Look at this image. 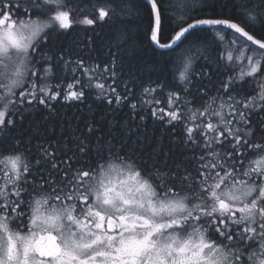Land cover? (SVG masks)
Listing matches in <instances>:
<instances>
[{"label":"snow or ice","instance_id":"1","mask_svg":"<svg viewBox=\"0 0 264 264\" xmlns=\"http://www.w3.org/2000/svg\"><path fill=\"white\" fill-rule=\"evenodd\" d=\"M0 264H264V0H0Z\"/></svg>","mask_w":264,"mask_h":264},{"label":"trees","instance_id":"2","mask_svg":"<svg viewBox=\"0 0 264 264\" xmlns=\"http://www.w3.org/2000/svg\"><path fill=\"white\" fill-rule=\"evenodd\" d=\"M106 30V29H105ZM98 31H99V29H98ZM139 41H140V43H141V46H143V47H147V44H146V42H145V40H144V37H143V32H142V30H140L139 31ZM148 54L149 55H152V52H151V50L149 49V52H148Z\"/></svg>","mask_w":264,"mask_h":264},{"label":"rangeland","instance_id":"3","mask_svg":"<svg viewBox=\"0 0 264 264\" xmlns=\"http://www.w3.org/2000/svg\"><path fill=\"white\" fill-rule=\"evenodd\" d=\"M114 178L118 179L119 177L114 176Z\"/></svg>","mask_w":264,"mask_h":264}]
</instances>
